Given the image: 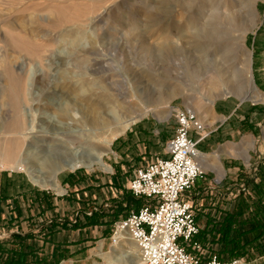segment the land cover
Wrapping results in <instances>:
<instances>
[{
    "label": "rangeland",
    "instance_id": "1",
    "mask_svg": "<svg viewBox=\"0 0 264 264\" xmlns=\"http://www.w3.org/2000/svg\"><path fill=\"white\" fill-rule=\"evenodd\" d=\"M211 78L218 79L212 89ZM63 86L104 104L107 124L89 128L80 106L53 109V91ZM245 92L252 98L240 102ZM179 111L195 114L204 137L202 175L184 194L205 242L194 252L264 264V228L255 239L258 230L249 226L264 214V0H0V149L15 147L18 115L32 129L19 160L37 162L24 154L27 143L90 149L111 139L103 157L110 172H59L61 194L33 184L23 169L0 165L9 174L0 179V248H25L26 264H129L134 255L125 251L136 245L111 250V230L128 212L151 205L130 194L129 182L162 156ZM45 112L64 130H83L81 139L59 142L40 125ZM121 116L134 122L117 135ZM145 123L151 128L139 131ZM154 129L161 144L155 156ZM228 214L238 215L236 231L249 232L237 238L239 250L221 254L231 238L213 229Z\"/></svg>",
    "mask_w": 264,
    "mask_h": 264
},
{
    "label": "built area",
    "instance_id": "2",
    "mask_svg": "<svg viewBox=\"0 0 264 264\" xmlns=\"http://www.w3.org/2000/svg\"><path fill=\"white\" fill-rule=\"evenodd\" d=\"M174 117L176 128L166 145L167 157L137 168L129 182L130 194L151 205L115 221L109 246L131 241L139 250L142 264H242L240 260L222 262L216 255L205 258L194 252L200 249L192 242L199 229L184 194L202 175L197 145L204 137L192 113L179 111ZM189 246L195 254L187 251Z\"/></svg>",
    "mask_w": 264,
    "mask_h": 264
},
{
    "label": "bare ground",
    "instance_id": "3",
    "mask_svg": "<svg viewBox=\"0 0 264 264\" xmlns=\"http://www.w3.org/2000/svg\"><path fill=\"white\" fill-rule=\"evenodd\" d=\"M248 31H252V28L248 29L244 34H246ZM247 60L248 62L250 61L249 54L247 55ZM217 82H218L217 78H211V80L209 81V85L211 86L209 85L208 86L212 89V86L216 85ZM248 82H250V84L252 82L250 72H248ZM64 86L61 87L60 90H56V91L52 90L53 98H51L52 100L49 102V105L53 109L60 110L59 106L63 104L64 106L69 107L72 111H75V109L77 107L79 108L80 106L83 111L82 120L85 122L86 126L92 129H101L107 124L108 122L107 112H106V106L104 104H100L98 99L91 98V97H89L86 100L84 98L83 100H81L79 97L80 94H78L74 89L64 88ZM240 88L239 90H241ZM253 89H254L253 87H250V90L248 93L251 94L252 92L251 90ZM172 90L174 91L175 89H172ZM248 93L245 92V95L244 97H242L241 100H244L245 98L251 99L252 97H250ZM161 101H162L161 96H158L156 98V102L159 104L161 103ZM42 114L43 116L40 120V125L48 129L50 132H52V135L55 136L56 138L58 136H61L63 138H71L73 140H80L81 136H83V132H84L83 130H81L80 132L78 131L69 132L59 127L60 125H58V122L55 120V116L50 115L47 112L42 113ZM16 118L17 120H15V122L12 124V131H13V135L16 137L17 143L13 149H8V150L0 149L1 167L7 166L11 169H17V170L23 169L25 173L27 174V177L31 180L33 184L43 189L52 190L58 194H61L63 192V190L60 188V186L58 185L56 181V175L59 172H62L64 170L72 171L79 167L90 169L93 166L99 167L104 172H110V168L104 163L103 157L106 156L107 153H110L108 146L110 144L111 139L103 140L98 147L96 148L92 147L90 149H84L79 146H78V149H74L77 146L70 147V145L71 144L73 145V143L71 144L66 143L67 145L66 147H61V149L53 150L52 149L53 146H49L45 144H38V143L36 145H32V143L31 144L27 143L25 145L26 152L24 154L25 155L27 153L31 154V156L33 157L32 159H37V162L33 163L29 160V158H24L21 160L17 159L18 153L20 151V145L22 142L27 141L28 136L30 135L32 129L25 126V124L22 121V116L18 115ZM120 119H121L120 125H118V127L116 126L117 130L115 131V134L117 135L122 134L125 131L126 127L134 122L132 118H129V117L127 118L126 116L124 117L121 116ZM199 129L201 131V124L199 125ZM57 140H59V142L63 141L60 137L57 138ZM202 158L203 157L201 156L200 162H202ZM43 162H49L52 168H45L44 171H42L43 169L41 170V167H42L41 164ZM118 247H123V244L115 246V247L109 246V248L114 251ZM98 250H100V246ZM125 252L127 254L134 255V256H131L132 260L129 264H142V257L139 253V250H137L136 247H133L129 243L127 251ZM101 255L104 256V258H106V254L101 253ZM106 259L107 261L110 262V259L108 257Z\"/></svg>",
    "mask_w": 264,
    "mask_h": 264
},
{
    "label": "trees",
    "instance_id": "4",
    "mask_svg": "<svg viewBox=\"0 0 264 264\" xmlns=\"http://www.w3.org/2000/svg\"><path fill=\"white\" fill-rule=\"evenodd\" d=\"M137 209L138 207L135 208L134 210ZM236 216L238 215L228 214L227 217L224 219L223 225L219 222L215 223L216 228L213 229L214 234L220 233L225 240L231 238V241H225L223 243L225 244V246L221 247L219 252L221 254H226L227 252L232 253L234 251L239 250L240 248L237 246V242H236L237 238L238 239L242 238L244 235H246L249 232V231H241V232L236 231V226H233V224L235 223ZM253 217H255L256 219H253ZM253 217H252L253 222L249 223V226H250V230L252 231L258 230V233L254 236V238L257 239L261 235V231H259V229L264 228V214L261 215L260 213H257ZM240 225L244 226V222L240 221ZM230 234H233V237H230ZM201 236L200 233L198 232L197 235L193 237L192 242L204 245L205 243L204 237ZM229 244L231 245L228 246ZM21 250L22 251H17L13 249L4 250L0 248V264H26V260L28 258L27 253L24 252L25 248H21ZM187 251H189L188 248ZM216 256L218 257V255ZM219 260L223 262L222 259L219 258ZM35 263H37V261H35ZM40 263L41 261L38 260V264Z\"/></svg>",
    "mask_w": 264,
    "mask_h": 264
},
{
    "label": "crops",
    "instance_id": "5",
    "mask_svg": "<svg viewBox=\"0 0 264 264\" xmlns=\"http://www.w3.org/2000/svg\"><path fill=\"white\" fill-rule=\"evenodd\" d=\"M240 102H243L242 100H240ZM151 127H150V125L148 124V123H145L144 125H141V127H139V131L140 130H144V129H150ZM151 133V132H150ZM152 136H153V147L152 148H149V152H151L150 154L151 155H153V156H155V155H159L160 154V147H161V144H159V145H156V142H158V141H160V139H158V130L156 131V129H154L153 130V132H152ZM190 137L191 138H193L194 140H196L197 139V137L193 134V133H190ZM155 138V139H154ZM157 138V139H156ZM171 139V138H170ZM169 139V140H170ZM168 140V141H169ZM168 141L165 143V147H164V149H163V154H162V156H160V157H156V158H158V159H164V158H166L167 157V154H166V145H167V143H168ZM203 141V140H202ZM202 141H200L199 143H198V145H197V149H198V151H199V153H200V145H201V143H202ZM200 159H201V155L199 156V161H200ZM199 165H200V167H202V162H199ZM141 167H143V166H141ZM3 176H9V174H4V173H2V171H0V179L3 177ZM0 182H1V180H0ZM205 210H207V209H205ZM212 212H213V210H212ZM212 214V213H211ZM219 215V212L217 213V215L216 216H218Z\"/></svg>",
    "mask_w": 264,
    "mask_h": 264
}]
</instances>
